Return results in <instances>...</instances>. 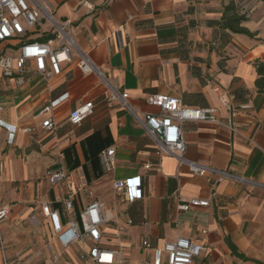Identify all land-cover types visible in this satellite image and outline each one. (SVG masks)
Listing matches in <instances>:
<instances>
[{"label":"crops","instance_id":"0c3cea01","mask_svg":"<svg viewBox=\"0 0 264 264\" xmlns=\"http://www.w3.org/2000/svg\"><path fill=\"white\" fill-rule=\"evenodd\" d=\"M41 1L57 19L69 20L77 43L101 75L81 72L74 52V62L50 82L28 73L20 84L0 73V205H11L0 225L1 260L7 259L3 225L14 211L40 216L53 248L60 251L58 260L82 264L78 245H59L41 205L51 203L67 222L73 214L64 198L83 182L94 198L106 200L107 221L101 229L130 262L133 249L137 264L152 256L153 249H145L142 241L162 247L182 235L204 245L193 264H264V93L256 89L254 65L256 58H264V2L237 0L247 16L243 24L255 33L249 37L219 25L229 0H88L93 10L83 0ZM50 32L51 23L43 20L30 37L44 40ZM11 44L4 42L0 49L17 55ZM216 87L229 94L231 109L220 102ZM114 89L128 93V103L141 116L160 111L147 101L160 93L178 96L190 108H215L222 124H183L186 157L234 176L215 183L216 174H192L176 156L159 154L146 127L113 98ZM65 95L52 111L40 113ZM89 101L94 113L81 125L72 124L70 112ZM49 117L57 122L53 130L43 126ZM23 126L35 131L26 133ZM109 147H116L112 170L100 156ZM50 167L70 172V181L52 185ZM131 176L141 177L143 198L129 204L115 196L114 181ZM81 192L74 197L76 214L93 199L83 202ZM180 196L210 198V203L180 210ZM120 234L126 238L116 237Z\"/></svg>","mask_w":264,"mask_h":264},{"label":"built area","instance_id":"2783aa9c","mask_svg":"<svg viewBox=\"0 0 264 264\" xmlns=\"http://www.w3.org/2000/svg\"><path fill=\"white\" fill-rule=\"evenodd\" d=\"M84 6L93 10V5L88 0L81 2ZM51 23V32L46 39L31 38L30 32L41 21ZM11 42L12 50L17 51V55H12L0 49V73L6 77H16L21 84L23 76L28 73H39L50 82L56 76L63 73L64 65L74 62L73 52L77 55V66L81 72L101 75L98 66L77 43L74 29L68 19L59 20L53 10H49L41 0H0V44ZM215 90L221 92L220 102L231 109L229 94L216 87ZM114 97L120 101L136 116V119L146 127L158 144V153H170L176 156L181 164L189 167L191 173L198 175L216 174L218 181L234 176L227 170H220L210 165L189 160L186 157V138L183 133V124L187 121H201L222 124L223 121L216 115L215 108L187 107L178 96L168 94H152L148 97V103L160 109L159 112H145L143 116L135 112L132 105L127 101L128 93H119L114 89ZM65 96L53 100L45 106L40 113L52 111L54 106L61 103ZM243 107H249L248 104ZM3 108L0 106V113ZM94 113L92 101L85 102L75 107L69 114V121L74 125H81L83 119ZM0 125L4 123L0 120ZM57 125L54 118L49 117L43 120V126L48 130H53ZM229 128L234 127L228 123ZM16 128V127H15ZM23 131L33 133L35 127L23 126ZM15 130V129H14ZM13 135H11V139ZM101 160L107 170L115 167L116 147L103 149ZM150 167V164H146ZM49 182L59 184L69 182L71 174L61 167H50L47 171ZM78 191H87L93 198L86 207L79 213L74 212L75 194ZM114 194L121 197L127 203L132 204L143 197V181L140 176L128 178H116L114 181ZM64 205L68 211H72L71 218L64 222L62 214L57 208H53L51 203L45 201L41 205V210L46 215L54 231V234L62 248L67 249L72 245H78L77 257L82 264H128V259L124 249L114 247L108 243L104 235L102 225L107 221V202L104 199L94 198V191L87 183L80 182L76 189H71L64 198ZM209 199H184L180 196L178 208L188 210L194 206H208ZM11 210L10 204L0 205V225L8 218ZM132 223V220H129ZM1 233V231H0ZM145 249H153V254L145 260L144 264H193L195 259L201 255L204 245L197 241H192L182 235L173 240L166 241L164 246L155 247L149 240L142 241ZM59 255L53 256L51 264H56ZM6 264L8 262L3 258Z\"/></svg>","mask_w":264,"mask_h":264},{"label":"rangeland","instance_id":"374dc122","mask_svg":"<svg viewBox=\"0 0 264 264\" xmlns=\"http://www.w3.org/2000/svg\"><path fill=\"white\" fill-rule=\"evenodd\" d=\"M80 195L83 202L90 199L86 191L81 192ZM7 202L13 201L9 199ZM12 212L11 217L3 225V241L5 242L8 264H46V259L49 256L59 255L60 251L53 248V242L49 239L47 231L44 230L43 223L39 221L40 216H17L14 211ZM108 225L112 226L113 223H108ZM116 237L126 238L125 234ZM58 261V264H77L75 260L68 258H61ZM138 261L137 253L133 249L131 262L128 261V264H137ZM0 264L6 263L0 258Z\"/></svg>","mask_w":264,"mask_h":264},{"label":"trees","instance_id":"16d2710c","mask_svg":"<svg viewBox=\"0 0 264 264\" xmlns=\"http://www.w3.org/2000/svg\"><path fill=\"white\" fill-rule=\"evenodd\" d=\"M264 2V0H262ZM224 13L219 21V25L224 28H228L233 32L243 33L249 37L254 36L255 33L250 31L243 22L247 20V16L240 12L238 8L237 0H229L224 5ZM255 68L258 72V76L255 80L256 89L259 92L264 93V58L258 57L254 61Z\"/></svg>","mask_w":264,"mask_h":264}]
</instances>
